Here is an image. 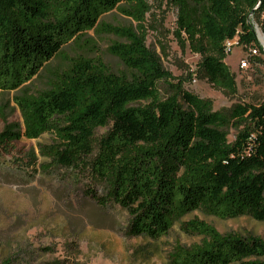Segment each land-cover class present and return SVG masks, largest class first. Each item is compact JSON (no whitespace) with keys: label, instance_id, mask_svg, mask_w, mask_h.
<instances>
[{"label":"trees","instance_id":"trees-1","mask_svg":"<svg viewBox=\"0 0 264 264\" xmlns=\"http://www.w3.org/2000/svg\"><path fill=\"white\" fill-rule=\"evenodd\" d=\"M172 2L177 40L200 55V70L209 83L235 94L225 42H256L248 17L262 16L264 33V0ZM114 9L140 18L148 4L0 0V91H21L13 100L22 119L0 132V148L50 134L52 143L40 146L39 155L56 167H89L106 185L95 201L127 211L125 234L131 237L159 239L195 210L219 219L264 221V100L236 103L224 113L213 110L209 99L184 89L181 80L172 82L143 33L99 23ZM91 30L120 39L106 51L124 70L113 71L102 58L79 54L65 57L64 68L49 71L46 89L34 95L22 91L64 46L93 44L86 37ZM101 128L106 131L98 136ZM230 128L236 130L231 141ZM181 228L202 241L176 245L168 264H264L259 236L221 234L200 220L185 221Z\"/></svg>","mask_w":264,"mask_h":264},{"label":"rangeland","instance_id":"rangeland-1","mask_svg":"<svg viewBox=\"0 0 264 264\" xmlns=\"http://www.w3.org/2000/svg\"><path fill=\"white\" fill-rule=\"evenodd\" d=\"M146 1L148 11L140 18L114 9L101 16L99 23L130 26L143 33L146 46L159 56L172 82L181 80L184 89L209 99L213 110L224 113L236 103L264 100V33L259 26L262 16L248 17L256 42L233 45L224 58L235 74L237 92L230 94L202 76L200 55L192 52L188 43L182 45L177 40V8L172 0ZM86 37L92 38L93 44L64 46L22 91L34 95L46 89L49 71L64 68L65 57L79 54L100 57L113 71L124 70L121 61L106 51L120 39L93 30ZM251 49L257 53L248 67L241 68L240 62ZM20 92L0 91V132L6 125L22 123L13 100ZM105 131L98 129L97 135ZM228 132L231 141L236 130L230 128ZM52 139L46 133L37 139L23 137L6 150L0 148V264H168V255L176 245L190 247L202 241L200 235L182 230L181 224L188 220L203 221L221 234L255 235L264 240V221L248 216L219 219L200 210L182 217L159 239L128 236L127 211L114 203L102 206L95 201V196L105 194L106 185L89 167H56L39 155L40 146L52 143ZM33 156L36 159L31 164Z\"/></svg>","mask_w":264,"mask_h":264},{"label":"built area","instance_id":"built-area-1","mask_svg":"<svg viewBox=\"0 0 264 264\" xmlns=\"http://www.w3.org/2000/svg\"><path fill=\"white\" fill-rule=\"evenodd\" d=\"M225 45H226V50L228 52L230 50L231 46H233V45H240V44L238 42V39L237 38H234L232 40H226ZM256 53H257V50L256 49H251L250 50V53H249V56L243 58V60L240 62V67L241 68L248 67L250 59L253 56H255Z\"/></svg>","mask_w":264,"mask_h":264},{"label":"bare ground","instance_id":"bare-ground-1","mask_svg":"<svg viewBox=\"0 0 264 264\" xmlns=\"http://www.w3.org/2000/svg\"><path fill=\"white\" fill-rule=\"evenodd\" d=\"M262 34V33H261ZM260 33H259V37H260V39H262V35H261Z\"/></svg>","mask_w":264,"mask_h":264}]
</instances>
